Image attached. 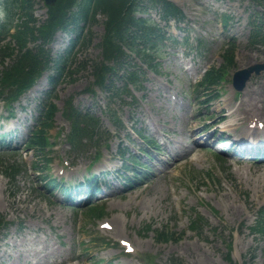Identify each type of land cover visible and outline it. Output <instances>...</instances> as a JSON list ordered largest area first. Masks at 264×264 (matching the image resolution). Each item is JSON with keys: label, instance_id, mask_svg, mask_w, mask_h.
<instances>
[{"label": "rangeland", "instance_id": "rangeland-1", "mask_svg": "<svg viewBox=\"0 0 264 264\" xmlns=\"http://www.w3.org/2000/svg\"><path fill=\"white\" fill-rule=\"evenodd\" d=\"M171 1L186 16L185 23L177 25L172 21L168 27L177 41L170 40L158 52L161 63L157 71L147 70L140 87L125 88L118 84L125 90L123 96L113 98L100 89H95V93L86 90L95 78L93 64L101 60L105 19L99 16L90 25L88 34H92V42L75 55L68 74L54 91L57 113L48 132L52 144L47 149L50 150L48 171L42 169L47 163L42 151H27L24 138L18 142L17 150L25 166L22 172L18 170L16 177L12 176V168L20 166L21 157L14 154L12 158L10 153L1 155L0 216L14 225L0 234V264H36L41 259L47 261L42 264H144L140 254L150 264H230L227 240L232 241L233 263L264 264V234L251 232L256 212L264 207V161L239 162L234 149L217 158L212 149L197 144L202 133L211 135L214 129L208 130L212 127L208 125L218 118L226 116L220 129L231 124L227 131L242 136L252 133L249 123L264 120V71L253 77L243 92H236L232 86V75L237 69L264 63V46H252L249 41L250 17L255 11L263 10L251 0ZM46 12V8L37 7L35 16L45 19ZM223 16L230 18L226 27ZM152 17H157L155 12ZM197 40L203 41V56L185 47V42L196 46ZM231 41L236 45V66L228 68L220 98L207 102L208 95L202 96L197 90L198 83L211 67L226 64L223 53ZM65 45V40L58 37L53 52L58 53ZM129 61L134 65L140 63L135 58ZM11 63L7 61L6 65ZM4 67L0 60V73ZM244 101L247 102L244 106L252 112L246 114L245 120H235L244 118L245 114L240 111L229 114ZM70 102L82 111L89 110L101 117V129L108 133L102 137L108 143L101 144V159L95 158L94 147L76 153L66 142L70 127L63 112ZM26 103L27 109L21 111L15 107V116L10 119L0 102V122L5 124H1L0 134L6 127L14 137L20 130L21 117L28 114L32 121L39 117L38 99ZM112 118L119 121L122 129L112 123ZM133 129L168 145L164 153L170 165L166 167L155 158L154 163L160 170L154 169L144 179L145 184L129 191L121 192L115 181L114 188L98 204L106 207L103 220L89 217L86 211L89 208L75 211L62 204L58 191H49L41 184L46 175H57L62 167L76 170L71 179L77 182L110 166L114 167L111 169L114 176L116 168L122 165L118 157L120 150L125 148L137 154L144 148ZM261 134L264 136V132ZM217 138L215 135L210 144ZM173 139L184 142L185 149H177L172 154ZM113 176H102L99 180L112 184ZM194 212L205 218L201 237L191 230ZM104 220L112 224L113 230L101 229ZM159 230H169L179 239L158 242ZM119 238L132 242L136 254L126 256L117 245ZM107 241L111 245L105 246ZM32 250L38 254H29Z\"/></svg>", "mask_w": 264, "mask_h": 264}, {"label": "trees", "instance_id": "trees-1", "mask_svg": "<svg viewBox=\"0 0 264 264\" xmlns=\"http://www.w3.org/2000/svg\"><path fill=\"white\" fill-rule=\"evenodd\" d=\"M38 0H0L1 5L8 10L7 22L10 24L18 17L21 22L18 24V29L14 36L18 54L10 68L4 70L0 82L7 83L12 87L13 84L18 87L26 86L32 81L34 75L38 73L43 65L41 64L42 57L48 58L43 50V46H37L35 50L27 48L30 41L41 40L43 43L49 41L57 29H67L69 26H74V29H85L81 24L87 25L89 22H95L98 14L103 15L106 20L105 34L103 37L102 47L104 60L116 65L126 62L128 59V51L139 57L142 61L152 63L153 55L157 53L161 39L164 37L162 31L157 24L150 18L137 17V14L143 13L148 8L159 9L162 17L166 20L172 17L179 19L184 15L176 4L169 0H94L93 13L89 17V10L93 0H58V2L48 7V18L41 25L38 24V19L35 18L33 12ZM254 4L261 6L264 9V0H251ZM144 3V4H143ZM143 4V5H142ZM78 7L79 10L74 11ZM13 10V11H12ZM227 21V20H226ZM251 36L250 43L252 46L264 45V11L255 12L250 18ZM1 41V39H0ZM88 41H86L85 45ZM235 45L231 44L226 51L225 58L228 66L234 65ZM2 59L6 57L13 58L15 48L7 46L0 51ZM156 66V65H155ZM95 76L99 83L103 84L104 79L110 67L105 65V62H97L93 65ZM226 68L213 69L204 79L206 90L212 89L222 79ZM136 73L127 72L126 78L128 81L135 82ZM55 106H52L46 116V119L51 121ZM68 115L74 121V129H80L83 133L82 137L88 136L92 139V135L86 133V130H81L80 122L81 114L74 108L70 107ZM44 128L36 131L30 139L29 146L43 150L46 144L45 128L50 127V124L44 123ZM12 158L15 155L12 153ZM15 173L14 171H12ZM89 214L94 217L103 215L102 208L94 207L89 209ZM7 226V222L0 217V229ZM255 231L264 234V211H261L259 220L254 227ZM201 233V231H200ZM171 236L160 234L158 239L168 240ZM233 264V263H231Z\"/></svg>", "mask_w": 264, "mask_h": 264}, {"label": "water", "instance_id": "water-1", "mask_svg": "<svg viewBox=\"0 0 264 264\" xmlns=\"http://www.w3.org/2000/svg\"><path fill=\"white\" fill-rule=\"evenodd\" d=\"M55 1L56 0H47V2L49 4L54 3ZM261 69H263V66L254 65V66L250 67L249 69L238 71L234 77L235 87L238 90H242L243 87L245 86L246 81L250 78L251 72L256 71L257 73H259L261 71Z\"/></svg>", "mask_w": 264, "mask_h": 264}, {"label": "bare ground", "instance_id": "bare-ground-1", "mask_svg": "<svg viewBox=\"0 0 264 264\" xmlns=\"http://www.w3.org/2000/svg\"><path fill=\"white\" fill-rule=\"evenodd\" d=\"M246 104H247L246 101H244V102L242 103V105H246ZM255 106H256V107H254L255 109H259L258 105H255ZM241 108H242V109H241ZM238 111H242V112H244L243 114H245V117H244V118H239L238 120H245V118L248 116V115H246V114H249V113L251 112L250 110L244 109L242 106L239 107ZM228 127H229V126H228ZM175 143H177V144H184L182 141H178V139L175 140ZM117 222H118V221H117ZM30 253L37 255V254H38V251H37V250H32V251L29 252V254H30ZM41 260H43V259H41ZM41 260L38 261L36 264H40Z\"/></svg>", "mask_w": 264, "mask_h": 264}]
</instances>
